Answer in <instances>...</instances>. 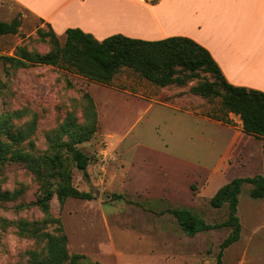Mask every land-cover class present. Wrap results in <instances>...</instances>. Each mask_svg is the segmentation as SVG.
Segmentation results:
<instances>
[{
	"label": "rangeland",
	"instance_id": "374dc122",
	"mask_svg": "<svg viewBox=\"0 0 264 264\" xmlns=\"http://www.w3.org/2000/svg\"><path fill=\"white\" fill-rule=\"evenodd\" d=\"M15 17L21 21L18 32L0 35V123L8 113H20L11 117L12 132L31 133L16 147L34 155L53 153L54 138L70 114L87 122L86 93L98 113L93 137L77 144L90 158L88 173L70 165L73 185L93 198L69 197L63 207L56 194L50 200V217L61 219L69 252L85 255L83 264H216L232 228L190 236L171 211L188 209L209 224L225 221L227 203L215 208L210 200L232 179L263 173V139L241 133L234 113L230 123L211 118L213 112L222 114L221 97L177 104L196 115L159 104L168 94L190 95L192 85L213 80L202 71L185 86L162 87L128 67L110 84L59 66L12 67L3 56H15L20 47L40 53L52 49L38 32L47 29L43 20L14 0H0V20ZM59 37L63 44L66 33ZM154 94L158 103L150 99ZM199 113L214 123L197 119ZM62 155L71 156L67 149ZM0 187L13 194L0 208V264H24L32 252L46 250V240L19 234L15 223L46 217L35 204L41 181L24 163L7 160L0 164ZM252 189L251 183L242 187V232L225 250L223 264H264V198L253 197ZM46 230L57 233L58 224Z\"/></svg>",
	"mask_w": 264,
	"mask_h": 264
},
{
	"label": "trees",
	"instance_id": "16d2710c",
	"mask_svg": "<svg viewBox=\"0 0 264 264\" xmlns=\"http://www.w3.org/2000/svg\"><path fill=\"white\" fill-rule=\"evenodd\" d=\"M19 17L12 21L0 20V35L16 34L20 27ZM47 29L39 28L41 38L48 39L52 49L47 53L29 51L20 47L15 56H3L5 62L12 67L21 68L37 64L59 66L77 75L100 83L110 84L122 67L133 68L144 78L165 87L169 85L185 86L200 71L208 73L213 80L199 81L190 87V91L202 98L210 100L221 97L220 111L212 113L211 118L230 123L229 114L240 116L243 131L264 140V92L245 86L230 83L219 64L209 50L187 36H172L160 40H145L123 34H114L98 40L93 34L80 28H68L65 42L50 23ZM87 122L81 124L71 114L63 123L54 138L53 153L34 155L29 151L17 148L31 132L20 129L12 132V116H20L19 112L8 113L4 122L0 123V164L5 161L22 162L41 181V191L35 204L46 217L39 221L19 220V234L46 240L45 252L34 251L24 264H83L87 257L83 254L70 253L60 218L50 217V200L56 194L63 207L69 197L92 199L93 195L79 190L73 185L70 165L85 174L90 164L89 156L77 148L78 143L90 140L98 129V113L93 97L86 93ZM74 115V114H73ZM9 125V126H8ZM4 135L10 142L3 139ZM67 137L66 140L63 138ZM67 149L71 156L63 157ZM264 156V144H263ZM245 183H251V195L264 198V172L253 177H236L221 186L210 203L215 208H222L227 203L228 218L217 224H209L202 217L188 209L175 208L172 214L177 218L184 232L194 236L199 232L219 227H231L232 232L221 243L216 264H223L225 250L238 241L242 232V224L238 216L239 195ZM56 186V188H55ZM13 194L0 187V208L3 202L10 200ZM22 206V205H20ZM3 223H9L7 219ZM50 223L58 224V232L46 230Z\"/></svg>",
	"mask_w": 264,
	"mask_h": 264
},
{
	"label": "crops",
	"instance_id": "0c3cea01",
	"mask_svg": "<svg viewBox=\"0 0 264 264\" xmlns=\"http://www.w3.org/2000/svg\"><path fill=\"white\" fill-rule=\"evenodd\" d=\"M14 1L50 23L58 36L68 28H80L98 40L114 34L145 40L187 36L210 51L230 83L264 92V0ZM168 95L159 104L196 115L177 104L201 96ZM154 96L150 99L158 103L159 96ZM197 117L212 122L202 113ZM240 123L241 133L246 134Z\"/></svg>",
	"mask_w": 264,
	"mask_h": 264
}]
</instances>
